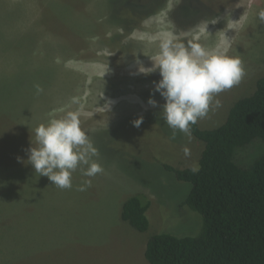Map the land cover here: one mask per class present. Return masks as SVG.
Wrapping results in <instances>:
<instances>
[{
  "label": "rangeland",
  "instance_id": "374dc122",
  "mask_svg": "<svg viewBox=\"0 0 264 264\" xmlns=\"http://www.w3.org/2000/svg\"><path fill=\"white\" fill-rule=\"evenodd\" d=\"M110 1L0 0V180L10 178L0 181V218L12 207L0 231L9 230L13 248L30 243L16 252L31 253L18 264H150L145 252L152 236L202 232L203 216L184 205L192 184L165 165L198 166L205 144L191 133L177 131L173 138L161 114L165 100L154 90L159 71H138L152 66L147 55L158 51L160 31L215 20L198 33L200 42L224 41L228 54L242 61L240 83L218 94L222 107L197 121L201 129L223 125L234 103L253 94L264 77V22L258 19L264 0H202L207 7L187 19L176 12L183 0H165L130 25L133 4L143 0ZM73 97L78 104L70 103ZM77 109L104 171L88 178L78 168L72 188L60 189L35 172L26 150L39 124ZM262 155L257 141L238 149L235 162L250 168ZM85 179L92 186L77 190ZM138 194L151 202L146 232L122 219L123 204Z\"/></svg>",
  "mask_w": 264,
  "mask_h": 264
},
{
  "label": "trees",
  "instance_id": "16d2710c",
  "mask_svg": "<svg viewBox=\"0 0 264 264\" xmlns=\"http://www.w3.org/2000/svg\"><path fill=\"white\" fill-rule=\"evenodd\" d=\"M110 2L113 5L115 0ZM161 5V0H151L143 18L156 13ZM206 7L202 0H183L179 14L187 19ZM133 21L128 19L125 25ZM46 76L43 73L42 78L47 80ZM190 128V133L205 144L199 171L169 165L165 169L179 181L192 184L184 205L203 216L204 228L197 236H152L146 246V260L150 264H264V155L250 168L235 162L238 149L257 141L264 146V77L258 80L253 94L234 103L223 125L201 129L197 122ZM10 195L13 201L19 199L14 193ZM150 206L146 196L135 195L123 204L122 219L139 232H146ZM11 238L6 228L0 231V264H18L30 258L29 250L16 253L30 243L20 241L13 248Z\"/></svg>",
  "mask_w": 264,
  "mask_h": 264
},
{
  "label": "clouds",
  "instance_id": "9594fccd",
  "mask_svg": "<svg viewBox=\"0 0 264 264\" xmlns=\"http://www.w3.org/2000/svg\"><path fill=\"white\" fill-rule=\"evenodd\" d=\"M258 19L264 22V8L259 10ZM209 23L216 21H203L188 31H160L155 37L158 51L147 55L152 66L145 68L141 64L138 69L145 74L159 71L161 79L154 82V90L165 100L161 114L173 130V138L177 131L190 136L191 125L207 117L210 110L222 107L221 100L216 98L218 94L238 85L245 74L242 61L228 54L224 41L212 47L200 42L198 33L208 31ZM34 87L36 94L44 91L39 84ZM70 103L78 104L79 100L73 97ZM148 103L157 106L152 98ZM80 116L79 109L68 110L60 118H50L47 123L39 124L34 130L33 146L26 150L28 163L35 172L48 177L60 189L72 188V174L78 168L82 176L88 178L104 171L94 159L99 152L88 132L81 127ZM141 123L142 118L134 121L137 127ZM183 151L185 156H190L189 148ZM198 171V166L192 168L193 173ZM91 186L92 180L85 179L77 190L86 191Z\"/></svg>",
  "mask_w": 264,
  "mask_h": 264
},
{
  "label": "flooded vegetation",
  "instance_id": "af4514ba",
  "mask_svg": "<svg viewBox=\"0 0 264 264\" xmlns=\"http://www.w3.org/2000/svg\"><path fill=\"white\" fill-rule=\"evenodd\" d=\"M139 1H141V0H139ZM150 1L151 0H143L140 3H138V4L137 3L133 4L134 6H132V7L136 10V11H134L135 12V16L133 17V20L139 19V16L143 17V14H145V10L147 9L148 4L150 3ZM164 1L165 0H161L162 5H165ZM182 3L179 6H177L178 7L177 11H176L177 13H179V10H180V7H181Z\"/></svg>",
  "mask_w": 264,
  "mask_h": 264
}]
</instances>
